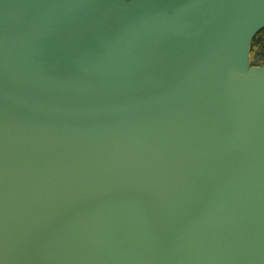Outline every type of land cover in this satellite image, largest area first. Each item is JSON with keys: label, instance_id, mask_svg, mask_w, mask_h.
Segmentation results:
<instances>
[{"label": "water", "instance_id": "1", "mask_svg": "<svg viewBox=\"0 0 264 264\" xmlns=\"http://www.w3.org/2000/svg\"><path fill=\"white\" fill-rule=\"evenodd\" d=\"M264 0H0V264H264Z\"/></svg>", "mask_w": 264, "mask_h": 264}, {"label": "trees", "instance_id": "2", "mask_svg": "<svg viewBox=\"0 0 264 264\" xmlns=\"http://www.w3.org/2000/svg\"><path fill=\"white\" fill-rule=\"evenodd\" d=\"M251 58L253 66L264 63V31L261 32L253 42Z\"/></svg>", "mask_w": 264, "mask_h": 264}]
</instances>
